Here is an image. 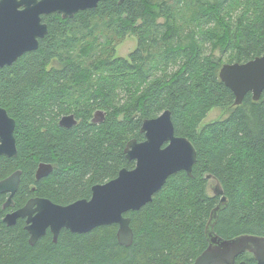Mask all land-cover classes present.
Masks as SVG:
<instances>
[{
  "label": "trees",
  "instance_id": "trees-1",
  "mask_svg": "<svg viewBox=\"0 0 264 264\" xmlns=\"http://www.w3.org/2000/svg\"><path fill=\"white\" fill-rule=\"evenodd\" d=\"M92 20H107L102 26L113 36H136L137 48L116 57L103 29L94 35L92 28L90 37L81 31ZM43 21L49 30L38 49L0 68V103L16 121L18 148L16 157L0 156V180L22 171L15 206L4 207L7 193L0 194V264H193L208 246L207 224L221 199L208 193V175L227 198L214 231L225 239L264 236V93L234 105L219 78L222 63L264 54V0H104L72 18L50 13ZM214 106L232 109L201 127ZM166 109L175 133L194 143L197 162L192 176L178 171L152 201L125 213L130 246L119 243L117 224L62 229L56 242L48 230L32 245L24 218L4 221L34 196L62 205L90 198L93 185L135 166L128 141L144 140L143 120ZM96 110L106 112L100 123L92 122ZM71 113L77 124L61 126ZM42 162L54 168L38 180ZM242 260L256 261L250 252Z\"/></svg>",
  "mask_w": 264,
  "mask_h": 264
},
{
  "label": "water",
  "instance_id": "water-1",
  "mask_svg": "<svg viewBox=\"0 0 264 264\" xmlns=\"http://www.w3.org/2000/svg\"><path fill=\"white\" fill-rule=\"evenodd\" d=\"M100 1L104 0H0V68L11 65L24 53L38 49L40 39L49 30L43 15L59 13L63 18H72L79 11L96 7ZM123 1L119 0L120 3ZM219 78L233 91L234 105H240L249 92L255 101L260 100L264 93V54L242 63L223 64ZM96 115L104 117L105 112L99 110ZM76 124L74 114L60 119L63 127ZM15 126V119L0 103V156H17ZM141 132L144 140L130 139L125 147L127 159L134 160L135 166L124 167L115 178L93 185L90 198L62 205L49 198L32 197L24 206L7 213L4 221L12 226L24 218L32 245L48 230L56 242L62 229L85 233L98 226L117 224L119 243L130 246L134 231L131 217L125 213L139 210L152 201L154 194L178 171L184 170L192 176L198 158L194 143L175 133L169 109L157 117L144 119ZM52 170V164L40 163L36 179L48 176ZM21 173L16 170L0 180V194H8L4 207L14 205L13 197L19 188ZM207 178L212 179V176ZM212 190L215 195H221V199L211 211L207 224L208 246L193 264H264V236L244 234L225 239L214 231L215 220L226 206L227 198L219 182ZM245 252L252 253L256 261L237 262V257Z\"/></svg>",
  "mask_w": 264,
  "mask_h": 264
},
{
  "label": "rangeland",
  "instance_id": "rangeland-1",
  "mask_svg": "<svg viewBox=\"0 0 264 264\" xmlns=\"http://www.w3.org/2000/svg\"><path fill=\"white\" fill-rule=\"evenodd\" d=\"M102 23H107V20H99V21L92 20L91 22H89L88 24L83 26L81 28V31H83V33H87L86 36L90 37L89 34H90V31H92V28L93 29H94V27L98 28V29L93 30L92 33H94V35L96 32L98 33V30L100 31L103 29L102 31L99 32V34L102 33V34H105L108 37L112 38L110 45H111V47H112V45L114 47L115 56L128 58L130 53H132L137 48L138 38L132 34H127L124 38H121L118 35L113 36L111 30L110 29L105 30L104 29L105 25L102 26ZM99 26H100V28H99ZM99 34H97V36ZM214 57L216 59L222 57L221 45L218 46V48H216L214 50ZM223 64H225V63H222L220 66L222 67ZM231 109H232V107L226 108V107L214 106L213 108L210 109L206 118L203 120V122L200 126L202 127L206 123L226 118L229 115ZM215 185H216V181L213 179H210L208 182V190H207L210 195L214 194L212 187Z\"/></svg>",
  "mask_w": 264,
  "mask_h": 264
},
{
  "label": "flooded vegetation",
  "instance_id": "flooded-vegetation-1",
  "mask_svg": "<svg viewBox=\"0 0 264 264\" xmlns=\"http://www.w3.org/2000/svg\"><path fill=\"white\" fill-rule=\"evenodd\" d=\"M97 111H99V110H96L95 112H94V114H93V117H92V122H94L93 121V119L94 120H96L95 121V123H100V122H102L104 119H105V117H106V112H105V115H104V117L103 116H101V115H96L95 116V114H96V112ZM103 111V110H102ZM71 114H73V113H71ZM68 115V114H67ZM64 116V115H63ZM75 116V115H74ZM75 118H76V116H75ZM61 119V118H60ZM77 119V118H76ZM77 122H78V119H77ZM59 124H60V121H59ZM50 164H52V166H53V168H54V165H53V163H50ZM53 171V170H52ZM32 188H34V186L32 187ZM7 197H8V194H7ZM34 197H41V196H34ZM32 198V197H31ZM29 200V199H28ZM15 206V204L13 205V206H9V207H14ZM20 208V207H19ZM16 209H18V208H16ZM15 208L12 210V211H14V210H16ZM12 211H8L7 213H9V212H12ZM6 213V214H7ZM18 221V220H17ZM26 222V221H25Z\"/></svg>",
  "mask_w": 264,
  "mask_h": 264
}]
</instances>
